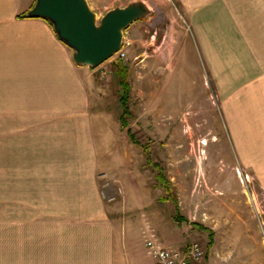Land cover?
<instances>
[{"label": "rangeland", "instance_id": "obj_1", "mask_svg": "<svg viewBox=\"0 0 264 264\" xmlns=\"http://www.w3.org/2000/svg\"><path fill=\"white\" fill-rule=\"evenodd\" d=\"M131 1L88 0L99 18ZM145 1L125 57L94 72L91 142L0 92V222L85 219L137 192L142 221L153 208L202 245L195 264H264L261 0Z\"/></svg>", "mask_w": 264, "mask_h": 264}, {"label": "crops", "instance_id": "obj_2", "mask_svg": "<svg viewBox=\"0 0 264 264\" xmlns=\"http://www.w3.org/2000/svg\"><path fill=\"white\" fill-rule=\"evenodd\" d=\"M34 3L0 0L3 100L14 97L21 109L36 111L31 115L69 118L71 134H82L91 142L96 68L77 64L73 49L57 36L49 21L27 16ZM260 5L258 47L263 58L260 68L264 69V0ZM261 81L264 83V72ZM132 194L130 203H106L85 210V219L1 221L0 264H156L142 232L140 213L147 202L137 192ZM148 211L164 245L182 248L180 228L171 229L159 212L150 207Z\"/></svg>", "mask_w": 264, "mask_h": 264}, {"label": "water", "instance_id": "obj_3", "mask_svg": "<svg viewBox=\"0 0 264 264\" xmlns=\"http://www.w3.org/2000/svg\"><path fill=\"white\" fill-rule=\"evenodd\" d=\"M151 13L145 0L116 6L100 18L88 0H35L27 16L49 21L57 36L73 49L74 61L96 68L118 53L125 31Z\"/></svg>", "mask_w": 264, "mask_h": 264}, {"label": "built area", "instance_id": "obj_4", "mask_svg": "<svg viewBox=\"0 0 264 264\" xmlns=\"http://www.w3.org/2000/svg\"><path fill=\"white\" fill-rule=\"evenodd\" d=\"M129 44L130 41L124 35L122 47L116 55L124 58ZM142 215L144 216L142 232L145 246L156 264H195L194 262L201 260L205 256L202 245L197 241H192L188 247L180 249L164 245L155 226L152 225L144 212Z\"/></svg>", "mask_w": 264, "mask_h": 264}, {"label": "trees", "instance_id": "obj_5", "mask_svg": "<svg viewBox=\"0 0 264 264\" xmlns=\"http://www.w3.org/2000/svg\"><path fill=\"white\" fill-rule=\"evenodd\" d=\"M116 63H118V65L121 66L119 61H116ZM121 69L123 70V72L125 71V69L122 68V66H121ZM122 84H123V86H125V89H124V94H122L120 100L122 102V105L124 106V111L125 112H123L122 115H121V123H122L123 126H127V124L125 122V116H126V111H128V106H127V102H128V84L125 82V79H122ZM132 137H134V136L132 135ZM154 166L156 167V164H154ZM156 178L159 181V183H161L164 186L165 190L166 191H170V193H171V189H172L171 188V182L167 178V176L162 172V170H160V172H158V174H156Z\"/></svg>", "mask_w": 264, "mask_h": 264}]
</instances>
